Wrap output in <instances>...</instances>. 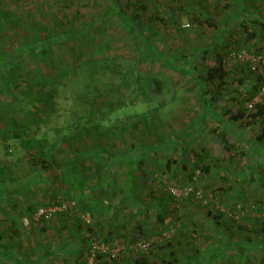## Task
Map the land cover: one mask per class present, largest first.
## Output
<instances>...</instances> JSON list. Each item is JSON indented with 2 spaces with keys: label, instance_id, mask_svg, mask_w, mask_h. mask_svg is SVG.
Here are the masks:
<instances>
[{
  "label": "rangeland",
  "instance_id": "rangeland-1",
  "mask_svg": "<svg viewBox=\"0 0 264 264\" xmlns=\"http://www.w3.org/2000/svg\"><path fill=\"white\" fill-rule=\"evenodd\" d=\"M242 48L264 49V0H0V264H85L92 238L108 246L94 264H264V121L250 115L264 106V67L220 64ZM115 101V123L94 118L78 143L114 150L122 203L92 210L67 191L70 173L106 166L104 153L70 161L59 141L50 167L30 159L38 143L53 148L50 128ZM120 122L109 141L96 126ZM198 162L209 169L194 179ZM185 186L202 199L173 195ZM56 200L91 224L31 221Z\"/></svg>",
  "mask_w": 264,
  "mask_h": 264
},
{
  "label": "trees",
  "instance_id": "trees-1",
  "mask_svg": "<svg viewBox=\"0 0 264 264\" xmlns=\"http://www.w3.org/2000/svg\"><path fill=\"white\" fill-rule=\"evenodd\" d=\"M205 22L208 23V24H210V25L213 24L210 20H208V18L205 19ZM38 48H40V46H35V49H38ZM27 51H30L31 52V51H35V50L33 48L29 47ZM21 52L22 51L20 50V48H16V50H15L16 55L14 57H11V58H8V59L6 58V60L4 59V61H2V62H4V64L6 66L3 69L7 68L11 64L12 59L13 60H18V59L22 58V56L20 54ZM220 61H221V58H220ZM220 64H221V62H220ZM220 69L221 68L218 67L214 71H221ZM70 81H72V80L70 79ZM89 100H92L91 97L90 98H85L84 95H82V97L80 98L79 101L82 102V103H86ZM115 103H116V101L113 102V103H111V104H109V106L106 109L105 108H102L101 109V112H100V116H96V117H92V118H88L87 117L88 119H87L86 123L83 124V125H79V124L75 123L74 121H72V122H69L68 124H66L63 127H60L59 126V127L50 128V130H54L55 129V131L53 132V134L56 135V136H55V139L53 140V142L52 143H49L50 146L48 148H50V147H53V148H50V151L47 150V152H46V149H47V146H48L47 141H45L43 143L44 145L42 144L43 147H42V145H40L38 143L37 144V150H36V152L34 154H32V158L30 159V162H32V165H36L38 167H42V166L50 167V165L52 163H54L56 161V159L63 158L60 155L63 150H62L61 145L59 144V141H65L66 143L68 142V144H69L68 147L70 148L69 153L65 157L68 160H70V161L77 160V159H80V158H77V156L85 155V154H91V153H94V154H97V155H101L100 152H102V153H104L105 158H108L109 159V162H108V164H106V166L107 167L110 166V164L112 163V161L113 160H116V155L113 154V153H115L113 149L105 150L104 149L105 146H96V145L94 146V145H91L90 144L91 143L90 140L88 142L89 145H87L86 140H84V145H82L81 143H78V142H80L84 138L89 137V136L92 135V131H90L89 128H90V125L91 124H93L94 122H96V120L94 118H99V121L101 120L100 117L103 118L104 115L107 117V119L109 118V115L108 114L111 112L110 110H112L113 108H117V106H118V105H115ZM250 115L253 116L254 118L259 117L260 120L264 121V106L263 105L256 106L254 113H252ZM81 116H84V115H81ZM77 117H78L77 118V121H78V119H81L80 115L77 116ZM112 118L113 117L111 116L109 119L112 122H114L113 119H116L117 117L116 118H113V119ZM121 123L122 122H120V124L118 123V124H109V125H106L104 123V125L101 124L102 126L99 125V124H96V126L98 125V127L100 126L101 128H103V126H104V129H102V131H100V133L104 137H107L106 136V133L108 135H111L112 136V134H114L116 132L117 126L118 127L120 126L119 128L123 127ZM261 124H263V123H261ZM80 127H82V128H80ZM72 129H75V131L73 132L72 136H70V133L71 132L69 130H72ZM62 130H67V134H64L63 135V133H62V135H59ZM97 132L98 131H96L94 134H96ZM46 136L47 135L44 134V137H46ZM57 136H58V138H57ZM219 136H220L221 140L224 141L223 146L224 147H227L226 146V140L227 139L225 138L224 132H220L219 133ZM263 136H264V128L261 131V134L257 135V139L258 140H261L263 138ZM68 137H70V138H76L75 142L68 141L69 140ZM107 140L109 141V138L108 137H107ZM110 140H112L111 137H110ZM55 147H57V148H55ZM73 163H74V161H73ZM113 164H115V162H113L112 165ZM103 166H105V165L102 164L101 162H98V163H96L95 168L98 170L99 167H103ZM194 167L196 168V170H199V171L200 170L201 171L204 170L206 172L209 169V166H204L203 167V165L201 163H199V162L196 163ZM71 168H73V170H75V171L77 169V167L75 165H72ZM84 176H85V174H84ZM83 179H85V178H83ZM44 205H48V204H44ZM37 207H35L34 209H36ZM69 216H75V215L74 214L73 215L72 214L69 215L68 212H65V213L59 215L57 218L52 219V220H58L60 218H67ZM168 230L169 229H166L165 231H168Z\"/></svg>",
  "mask_w": 264,
  "mask_h": 264
},
{
  "label": "built area",
  "instance_id": "built-area-1",
  "mask_svg": "<svg viewBox=\"0 0 264 264\" xmlns=\"http://www.w3.org/2000/svg\"><path fill=\"white\" fill-rule=\"evenodd\" d=\"M243 63L251 71H256L259 67H264V49L262 51L246 50L245 48L232 50L226 56L221 59V64L225 65H236ZM264 90V87L262 88ZM200 173L196 170L193 178ZM173 195L176 197H188L193 195L194 198L202 199L201 192L196 190L193 192L192 187H183L181 191L177 189L171 190ZM207 202V199L204 200ZM68 212L69 215H78L79 219L86 225L91 224V216L89 212L80 211L77 203L74 200H56L48 205L38 206L31 214V221L33 222H47L57 218L59 215ZM170 235V231H164L160 233L159 238H167ZM138 249H144L146 243H138L135 245ZM132 247V246H131ZM108 253V246L104 243H98L97 240H90V248L87 252L85 264H94L98 259L99 255H105Z\"/></svg>",
  "mask_w": 264,
  "mask_h": 264
},
{
  "label": "crops",
  "instance_id": "crops-1",
  "mask_svg": "<svg viewBox=\"0 0 264 264\" xmlns=\"http://www.w3.org/2000/svg\"><path fill=\"white\" fill-rule=\"evenodd\" d=\"M214 128L211 131L217 132V130H219L220 133L225 130H221L223 128L220 127L218 123L215 124ZM255 138H257V135H255ZM113 162L114 160L112 161V163ZM116 165H119L120 169L122 168V164L118 163L117 161H115V166ZM112 166L113 165H110L108 167L104 166V169H102V171L100 169L101 167H99L100 170L98 169L97 171L95 170V168H93L92 171H89L88 174H85V179H82V174L70 173V186H68L67 191L71 196L77 197V199L81 203H83L84 206L92 210L104 209L108 207L109 204H111V206L113 207L114 205L116 206L122 203L120 197L123 196L122 193L125 188V185L123 184L124 177H117V175H115V172L113 174V169H111ZM106 172H108V174H106ZM91 176H93L92 179ZM83 183L85 184L80 187L77 186ZM82 187L85 188L82 189ZM109 188L116 193V195L111 198L105 196V193L108 192ZM75 217L79 219L78 215H75ZM61 219L63 218H60L59 220ZM54 221L57 222L58 220ZM203 239H207V243H209L207 244L209 248L207 246L205 248L202 247L203 249H205L204 251H207L211 248V239H209V236H204ZM225 248L231 249L232 247L228 245V247Z\"/></svg>",
  "mask_w": 264,
  "mask_h": 264
}]
</instances>
